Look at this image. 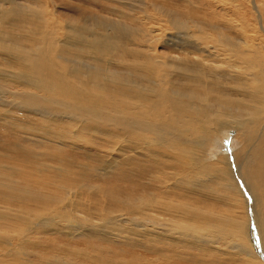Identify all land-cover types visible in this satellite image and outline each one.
I'll list each match as a JSON object with an SVG mask.
<instances>
[{"label": "bare ground", "instance_id": "obj_1", "mask_svg": "<svg viewBox=\"0 0 264 264\" xmlns=\"http://www.w3.org/2000/svg\"><path fill=\"white\" fill-rule=\"evenodd\" d=\"M74 1L0 0V128L24 143L2 155L33 166L0 169V264H113L99 255L119 244L264 264V42L195 0H83L65 17ZM217 2L264 33L256 0ZM229 141L235 167L213 146Z\"/></svg>", "mask_w": 264, "mask_h": 264}, {"label": "rangeland", "instance_id": "obj_2", "mask_svg": "<svg viewBox=\"0 0 264 264\" xmlns=\"http://www.w3.org/2000/svg\"><path fill=\"white\" fill-rule=\"evenodd\" d=\"M101 1H103V2L102 3L99 2L97 4L98 5L104 4V2L107 4L106 0H101ZM195 1H196V4L198 5V11L202 12V11H204V9L209 8L210 10L215 9L218 12L222 11L223 13H225V14H220L221 18L226 20L227 22H231V24L235 25L234 28L230 29L231 32H233V33L238 32V34L241 35V36L248 35V36H251V37H259L264 42V33L262 32V29H261L260 25L258 24V22L256 21V19L250 21V25L252 27V30L246 31V32H242L243 31L242 24L244 23V18H243V16L241 14H238L236 12V8H235L234 5L227 4V5L223 6V7H220L218 5L217 0H195ZM75 2H76V4L71 9H69L68 7H66L65 9H64V7L63 8H59L60 12L65 17L81 18L80 16L83 14L84 18H85L88 14L85 13V11L83 9H81V5L83 4V0H78V1L75 0L74 3ZM88 3H87V5H89ZM256 3H257V8L259 10H261L262 12H264V0H256ZM95 6L98 7L97 5H95ZM66 9H68V10H66ZM167 19L173 21L172 17H169ZM263 24H264V21H263ZM170 32H177V30L173 29V30H170ZM223 53H225V52H223ZM3 111H4V109L2 108L0 110V112H3ZM12 115L14 117H16V118H19V116L16 115V114H12ZM19 126L23 127L24 124L23 123H19ZM231 130H232V132H234L236 129H231ZM23 144L24 143L22 141L16 139L15 136H13L12 134H10L7 131H5V129L0 128V164H3V166L0 167V169L3 170L6 173L5 174L6 176H11L9 174V172H8V167L7 166H14L13 169H17L18 173H15L17 175H13V178L14 179L19 178V180L27 179V174H28V170L27 169H29V171H31L33 169V166L27 165L26 163H21L19 161L15 162L16 161L15 159H13L11 157H8V156H5V155H2L5 152L2 149L15 150L14 148H17L19 146L21 147V145L23 146ZM71 146L73 148L69 149V154H72V156H75L76 158L78 157V159L79 158L83 159L82 161L87 159L86 157L82 156V154L85 155V153H84V151L82 149H75L73 144ZM90 146L95 148V149H97L96 146H92V145H90ZM213 146L216 148L215 149L216 151L223 152L224 154L227 153L228 157H230L228 161L230 162L231 167H235V165L237 164V159H236V157L233 159V157L231 155L237 149V145L236 144H234L231 141H229V143L226 144V145L215 144ZM14 154H16V153H11L9 156H15ZM32 158L33 159H37V160H43V159L36 158L34 155H33ZM39 158H40V156H39ZM86 162H89V161H86ZM26 166H28V167H26ZM23 169H24V172H26V173L23 172ZM19 172L20 173L23 172V173L20 174ZM40 179H42V178H40ZM38 187H40V185H38L37 188ZM235 207H236L237 211H241L242 210L240 204H235ZM253 231H254V232H252L253 233L252 234L253 237H252L251 240L254 239L252 243L253 244L256 243L255 244V247H256V245L259 246V244H258L259 240L254 242L255 239L257 238V232H256V230H253ZM56 238L58 240H60L61 236L58 235ZM80 244H82V242ZM118 246H119V248L121 247L120 248L121 250L125 251V254L121 253L120 255H115V254H111V253H106V256H105L104 253H101L99 256H101L102 260H104V261H106L108 263H113V264H121V262H123V261L129 262V264H134V262L137 263V264H159L156 261H148L147 259L142 258L141 256L137 255V254L144 255V253H142L143 251H141V250H143V248L141 249L139 247H129V246L122 245V244H119ZM125 247H129L130 250L126 251ZM82 248H86L88 250V252L91 251V250H89L87 248V246L82 247ZM89 255H91V254H89ZM150 256H152V255H150V254L146 255V257H150Z\"/></svg>", "mask_w": 264, "mask_h": 264}]
</instances>
